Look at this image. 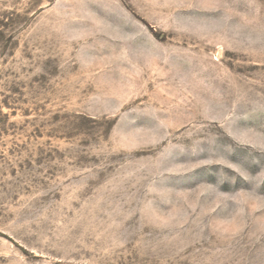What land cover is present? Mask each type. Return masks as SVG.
<instances>
[{"label": "rangeland", "instance_id": "obj_1", "mask_svg": "<svg viewBox=\"0 0 264 264\" xmlns=\"http://www.w3.org/2000/svg\"><path fill=\"white\" fill-rule=\"evenodd\" d=\"M0 264H264V0H0Z\"/></svg>", "mask_w": 264, "mask_h": 264}]
</instances>
